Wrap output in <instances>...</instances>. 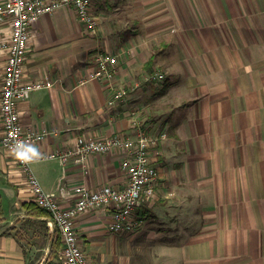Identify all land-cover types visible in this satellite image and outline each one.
Wrapping results in <instances>:
<instances>
[{
	"label": "crops",
	"instance_id": "1",
	"mask_svg": "<svg viewBox=\"0 0 264 264\" xmlns=\"http://www.w3.org/2000/svg\"><path fill=\"white\" fill-rule=\"evenodd\" d=\"M93 12L95 34L72 8L30 29L24 83L53 82L18 100L22 126L48 132L32 148V173L47 194L64 187L59 200L69 207L76 187L123 188V153L91 155L86 166L46 156L83 140L167 137L154 152L159 184L138 232L112 234L102 211L80 218L90 263L264 264V0H96ZM9 36L0 21V44ZM97 51L118 57V74L81 84ZM6 61L0 49V92ZM156 73L165 82L146 81ZM118 88L128 96L109 107ZM4 135L0 112V264H45L56 228L24 208L34 196ZM149 214L174 230L154 240Z\"/></svg>",
	"mask_w": 264,
	"mask_h": 264
},
{
	"label": "built area",
	"instance_id": "2",
	"mask_svg": "<svg viewBox=\"0 0 264 264\" xmlns=\"http://www.w3.org/2000/svg\"><path fill=\"white\" fill-rule=\"evenodd\" d=\"M96 0H1L0 21L10 24V36L0 44V49L7 53L5 78L0 92V112L5 135L1 141L3 148L11 152L17 165L27 177L34 196V202L50 213V222L58 230L62 242L58 253L61 264H91L80 244L76 225L83 215L102 211L110 215L108 230L113 234H135L144 224V218L138 211L145 205L154 203L159 184V168L153 159L160 142L166 139L165 133L148 136L139 132L136 137L114 136L112 138L83 140L77 147L65 153L51 154L49 159L59 158L67 163L86 166L91 155L122 152V169L126 174V185L116 189L106 187L103 190H91L76 187L73 191L74 203L65 207L59 196L68 191L61 188L60 194L44 192L38 179L31 170L34 161L32 148L42 142L48 132L25 129L20 121L18 100L28 99L38 90L51 89L53 82L46 78L40 81L24 83L25 58L28 52L30 29L48 14L61 8H72L79 21L88 32L95 34L99 20L94 15L93 5ZM91 74L81 81L111 82L119 70L117 56L104 51H97L92 60ZM164 75L156 73L146 77L147 82H159ZM128 96L125 88L114 89L108 106L122 102Z\"/></svg>",
	"mask_w": 264,
	"mask_h": 264
},
{
	"label": "trees",
	"instance_id": "3",
	"mask_svg": "<svg viewBox=\"0 0 264 264\" xmlns=\"http://www.w3.org/2000/svg\"><path fill=\"white\" fill-rule=\"evenodd\" d=\"M151 64H152V61L147 66V69L151 68ZM24 208L26 210H28V212H30L35 217H38V218H43V217L50 218V213L47 210L39 207L34 202L24 204ZM138 213H139L140 216L144 217L143 215L146 213V211L145 210L144 211L143 210H141V211L139 210ZM149 213H151V212H149ZM149 215L151 216L152 214H149ZM1 218H3V206H2V201L0 200V219ZM44 222L45 223H43L42 226L47 228V230H48L46 220ZM8 233H6V234H8ZM54 236H55L54 237L55 239H54V242H53V247H52V250H51V252L49 254V258L47 259L45 264H61V262L58 260V253L56 254V252H55L56 251L55 249L57 247H59V243L61 242L57 229H55V231H54Z\"/></svg>",
	"mask_w": 264,
	"mask_h": 264
},
{
	"label": "rangeland",
	"instance_id": "4",
	"mask_svg": "<svg viewBox=\"0 0 264 264\" xmlns=\"http://www.w3.org/2000/svg\"><path fill=\"white\" fill-rule=\"evenodd\" d=\"M95 52V51H94ZM93 52V53H94ZM92 53V54H93ZM165 80V79H164ZM154 218L153 217H149L148 219H147V225L150 227V230H152L151 231V238H153L154 240H160L159 238H163L164 236H166V235H168V234H170L171 232V230H174V227H173V225L171 224V223H161V222H159V221H157V219H155V220H153ZM144 221H146V220H144ZM144 224H145V222H144ZM144 224L142 225V227L144 226ZM184 224H186V223H184ZM141 227V228H142ZM140 228V229H141ZM139 229V230H140ZM138 230V231H139ZM137 231V232H138ZM110 232V231H109ZM113 234V233H112ZM125 235V234H124ZM130 235H133V234H130ZM130 235H128V236H130ZM126 239V238H125ZM46 240H43L42 241V239L39 241V245H46ZM49 245V244H48ZM50 249V248H49ZM48 249V250H49ZM61 248H60V243H59V247H58V249H57V251H55L56 252V254H57V252L60 250ZM87 251V250H86ZM85 252V251H84ZM49 253V252H48ZM87 254V253H86ZM90 260H93L91 257H90ZM92 263L91 264H94V262L93 261H91Z\"/></svg>",
	"mask_w": 264,
	"mask_h": 264
},
{
	"label": "water",
	"instance_id": "5",
	"mask_svg": "<svg viewBox=\"0 0 264 264\" xmlns=\"http://www.w3.org/2000/svg\"><path fill=\"white\" fill-rule=\"evenodd\" d=\"M51 252V251H50Z\"/></svg>",
	"mask_w": 264,
	"mask_h": 264
}]
</instances>
